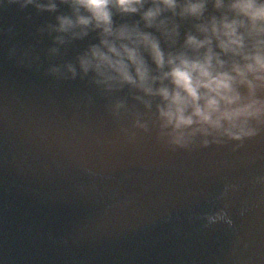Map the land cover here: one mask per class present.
Masks as SVG:
<instances>
[{
  "label": "water",
  "instance_id": "water-1",
  "mask_svg": "<svg viewBox=\"0 0 264 264\" xmlns=\"http://www.w3.org/2000/svg\"><path fill=\"white\" fill-rule=\"evenodd\" d=\"M51 19L0 4V264H264V131L235 151L128 141L87 80L47 73L71 55H48ZM219 208L231 226L206 225Z\"/></svg>",
  "mask_w": 264,
  "mask_h": 264
},
{
  "label": "clouds",
  "instance_id": "clouds-1",
  "mask_svg": "<svg viewBox=\"0 0 264 264\" xmlns=\"http://www.w3.org/2000/svg\"><path fill=\"white\" fill-rule=\"evenodd\" d=\"M8 3L52 17L38 28L50 37L48 55H71L47 73L87 80L116 121H130L120 129L128 141L154 131L171 149L231 142L235 151L264 131V0ZM19 62L31 67V52ZM204 218L206 225L233 224L227 208Z\"/></svg>",
  "mask_w": 264,
  "mask_h": 264
}]
</instances>
